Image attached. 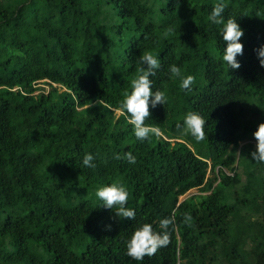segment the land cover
<instances>
[{"label":"trees","instance_id":"obj_1","mask_svg":"<svg viewBox=\"0 0 264 264\" xmlns=\"http://www.w3.org/2000/svg\"><path fill=\"white\" fill-rule=\"evenodd\" d=\"M218 2L244 33L236 70L209 20ZM261 45L264 0H0V264H264V163L250 156ZM145 52L160 60L150 79L166 102L145 121L161 135L139 141L120 105ZM172 64L195 77L191 91ZM190 111L206 121L203 141L181 130ZM113 182L135 219L96 196ZM173 215L167 247L126 254L136 227L159 232Z\"/></svg>","mask_w":264,"mask_h":264},{"label":"clouds","instance_id":"obj_2","mask_svg":"<svg viewBox=\"0 0 264 264\" xmlns=\"http://www.w3.org/2000/svg\"><path fill=\"white\" fill-rule=\"evenodd\" d=\"M226 5L223 2L216 3L210 12L209 20L216 25H220L219 35L226 44L223 49L222 59L226 62L228 69L236 70L240 68L237 56L243 55V45L239 41L244 35L243 30L236 22V17L227 16L225 18ZM175 31L169 28L168 32ZM261 67H264V45L255 50ZM22 54V53H17ZM139 75L131 81V92H126L121 102L120 108L125 111L129 117V123L133 126L135 137L139 141H145L151 135L160 136L161 129L156 124H146L145 121L150 117V106L155 108L157 104L164 105L166 102L165 93L159 89L152 90V80L150 77L156 74L160 67V60L157 56L145 52L138 59ZM168 72L172 77L180 79L182 90L191 91L195 83L193 75H185L181 68L175 64L169 65ZM151 98V99H150ZM206 121L197 112L190 111L185 114L183 119L182 132L190 134L196 141H203L206 138L204 131ZM181 128L180 125L177 126ZM256 141V150L250 153L253 161L264 163V123H259L256 130L252 133ZM117 160L122 159L120 155L114 157ZM123 159L129 163L136 162L135 156L131 153H125ZM94 157L91 154H85L83 165L89 168L95 167ZM96 196L103 202L102 206L108 209L115 208V217L119 220L135 219V211L127 206L129 193L125 186L120 182H113L107 186H102L96 191ZM184 222L191 227L192 217L189 213L183 214ZM161 231H155L149 223H144L136 227L131 237L126 241L127 255L135 261H143L145 257H152L162 247H167L170 243L171 233L169 228L175 230V216L166 217L159 222ZM110 230V226H107Z\"/></svg>","mask_w":264,"mask_h":264},{"label":"rangeland","instance_id":"obj_3","mask_svg":"<svg viewBox=\"0 0 264 264\" xmlns=\"http://www.w3.org/2000/svg\"><path fill=\"white\" fill-rule=\"evenodd\" d=\"M197 193H198L197 190H191L190 192H188L187 194H185L184 196H182L181 199H184L185 197H187L189 195H193V194H197Z\"/></svg>","mask_w":264,"mask_h":264}]
</instances>
